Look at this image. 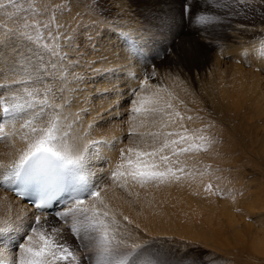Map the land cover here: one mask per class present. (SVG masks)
<instances>
[{
    "label": "rangeland",
    "instance_id": "1",
    "mask_svg": "<svg viewBox=\"0 0 264 264\" xmlns=\"http://www.w3.org/2000/svg\"><path fill=\"white\" fill-rule=\"evenodd\" d=\"M224 1L225 2L230 1L231 3L234 2V0H212L211 2L213 4V7L217 8L218 7L217 5L221 6L222 3H225ZM92 2L94 3L95 0H92ZM99 2H100L99 3L100 13L105 18L112 19L118 16L116 15V12L118 13V11L116 10V8H114L115 6L117 7L118 4H116L112 0H99ZM105 2H107V4ZM165 2H167V0L163 1V3ZM178 2H179L178 3L179 6L182 8L181 9L182 18L184 17L183 20L188 22L189 20L187 19L188 15L185 12V7L186 5L189 4L190 0H178ZM198 2L201 3L202 1L198 0ZM113 5L115 6L112 7ZM257 6L258 9L255 8L256 10L254 9L253 12L251 11L252 14L244 15V17L242 18L232 15L230 16V13L228 11L226 12L225 10L214 9L215 15L213 14L214 16L213 15L210 16L209 22L207 21L208 24L209 23L223 24V22H225L226 20L227 21L230 20L235 23H247V21H249L247 23L248 26L251 25L252 27H254V29L257 30V32L250 33V31H244L243 33H238L239 37L237 36V33H235V35H231L229 33V35L226 38H221L220 36H217L210 39V37L208 36L207 39H204L202 38V36H200L198 39L199 40L198 45H201L205 48L202 49L204 51H207L208 56H207L206 65L200 71L199 69H197L195 71L196 74L195 72L188 74L187 71H183V66L181 61L182 60L181 56H183V54L179 51L180 50L179 46L177 48L178 43H176L175 45L174 39L172 41L171 40L172 38L171 37L169 38L170 36V34H168L169 32L163 31L162 34L157 31L156 33L155 32H152V34L149 33L148 36L150 37L153 35L152 36L153 39L148 38V36H146L147 40L143 41V44L145 42L144 45L150 43L147 46V48H145L147 50H144L143 44L141 45L142 47L139 46L140 48H138L136 41H134L135 38L128 35V40L133 45V46L131 45V48L134 49L136 47L139 50L141 49V53L142 54L145 53L147 56H143L140 52H138L139 53L138 55L137 51H134L138 56L140 57L142 56L141 57L142 62H145L143 65L142 64L140 65L141 67L139 66V68H137V70L143 69L142 71L139 70L141 73H143V76L140 72H139L140 74L137 73L138 71L136 69L134 70V72L132 71L131 74L133 76L130 77V79L134 81L133 82L134 84L130 86L132 88V91L131 88L129 87L131 94L130 96H128L130 98H128V100L126 101V106L128 105L129 107L127 106L128 108L124 109V114L122 118L121 116H118L117 118L111 120V122L114 121L113 122L114 125L116 124L118 125L119 121L121 127L123 123L124 125L128 124L127 126H129V123H132L133 120L132 116L135 113L131 111L130 104L132 101L133 89L137 87H141V90L144 91L146 90V92L144 91L143 92L149 94V96L153 92L155 93V91L157 94L160 93L161 95L159 94L158 96L159 97L161 96L160 98H162V101L167 100L166 102H169L172 106L171 108H167V109L165 108L167 112H171L173 109H176L178 110V112L179 111L181 112V107L185 102L182 98H178V97H181L180 96L181 90L183 91V88L181 87L183 84H185L184 86L187 85V88L190 90V93L193 95L189 97L188 102H186L185 105V108L188 107V111L190 113L186 116V119L188 120L190 119V122H192L193 124H200L199 126H194L193 133L187 132L189 135L187 133L186 135L192 136L193 140L196 139L195 140L196 144H198L200 141L197 136L199 137L201 136L202 134L201 129H204L207 135L209 137H212V135L207 131L208 127L210 128V126L209 125L205 126L203 124L204 121L207 122V124H211V125L216 124L222 127L224 130H228V132L232 134L235 140H232V144H230L231 150L229 152L224 153V155L218 153L219 152L218 148L211 147L213 143L210 145L209 149L215 151V153L212 152L213 157L221 158L222 160L217 166L211 165L209 163L211 162L210 159H208L207 165L204 167L202 172L186 171L185 169L180 171L179 170L180 167H178L177 165L173 166L174 171L176 170V173L180 174V176L183 174L184 177H186V178H184L183 176L180 177L177 174L180 178L182 179L184 178L186 181L189 180L187 181V183L189 182V184L187 185L194 187L202 186V188L205 187L203 189L207 193V198H209L208 200H210L208 201L206 199V202L208 204L207 206L209 208L205 212V221H206L205 233H208V235L205 233L201 234V232H199L196 234L197 235L196 237L195 235L181 236L178 234H170V235L154 234L145 231L144 229L143 230L140 229V231L138 230L136 231L137 228L135 227L136 225L134 223H131L130 227L128 228L129 226L128 221L124 222V219L120 218L118 220L121 225V232L115 234V241H120L123 239V242L127 244H131L135 237H142L146 241L145 243L141 244L137 249L133 250L132 253L129 256H127V258L124 260L123 264H188V261L186 260L188 256L197 257L199 264H236L237 263L236 259H239V261L242 263L250 262V260L252 259L249 260L246 259L247 255H251L255 259L256 258L261 259L262 256L258 255L257 252L255 253L254 249H258L262 252V254H264L263 252L264 232H261L264 230V66H263L264 62L258 63L256 59L253 60V57L250 59L248 56L243 55L242 54L244 53L242 52L243 49L242 51L240 50V52L239 50H237L238 46H240L239 48H249L253 46L256 47L257 45L259 46L258 49L261 50V46L264 45V4L257 3ZM90 16H91V12L89 9V0H17L16 9L9 8L7 13L0 11V32H8L11 30L19 29L25 32L27 35L31 36L33 38L32 42H34L35 46H37V48L42 52L49 53L53 50L66 51L67 49L64 48L61 41V37L63 33L68 30L78 31L80 23L82 21L87 23ZM216 18L217 19L220 18V19L216 20ZM126 30L128 31L129 29ZM140 30L143 31V29L139 27V32ZM86 31H87V27L80 29L81 33L78 34V38H80V35H82ZM232 31L236 32L237 30L236 31L232 30ZM112 32L113 34H117V32L114 31ZM112 32L109 31L110 34ZM135 34L137 33L135 32ZM154 34H156L158 37ZM155 36L159 40L155 38ZM167 38H169L170 40ZM156 40L158 42H156ZM164 40L165 41L169 40V41H167L166 44ZM17 41H18L17 39H13L8 43V45L6 44L5 46L15 45L16 48V45L22 44L20 41L18 42ZM126 41L125 39H123V42L126 43ZM159 42H161L162 45L163 44L165 45L166 50L164 51L162 50L163 52L159 50L158 53L159 55H158L156 51V47ZM5 46L4 45L0 46V57L2 56V54H4L2 52L5 51V53L15 58V52H13V49H7ZM182 46H186L187 49L189 47V50L191 51L192 48L193 51L195 52L198 51L197 45L193 44L192 42H189V44H187L186 41V44ZM235 46L237 49L235 48ZM84 48L86 47L82 44L81 49H83V53H84ZM249 50L246 51L247 55H249L250 54L249 52H251V50L250 51ZM262 50L264 51V49ZM237 51L239 52V54H237ZM95 52H94L95 56H93L92 60L96 59L97 57L103 56L101 54H99V56L96 55L97 50H95ZM174 54H176L177 56L176 55L174 56ZM70 55L75 56V54L73 53H70ZM90 55L91 54L89 50V52L86 54L87 58ZM46 57L47 56H45V59ZM165 57L168 59V61L163 63L162 66L159 65L158 60H160V58H165ZM171 57L172 60H170ZM167 59H165L164 61H166ZM236 60H238V62H236ZM1 62L2 61L0 58V73H1L0 77L4 73V71L2 72L1 66L3 65L1 64ZM84 63H89V62L84 60ZM239 64L240 67H238ZM84 66L85 65L83 66L81 65L82 68ZM166 66L168 67L166 68ZM236 67H238L237 69H239V72L238 73H234L233 71L231 72V70L233 68L236 69ZM17 68H19V71H17L18 73L14 72L13 77L10 76L11 79L13 78L12 80H10L9 77H6L7 78L6 79L4 74H3V78L2 77L0 78L2 80V81L0 80V130H1L0 135L1 136L4 135V137L0 139V143H2L0 144L1 146L0 150L4 149L7 145H9L11 140L14 141L11 137L7 136L8 133L7 130H5L6 126L10 129H12L13 125L14 128H18L19 130L20 128L21 129L24 128L21 127V124L25 122V120L24 121L19 120L18 123V120L13 119V113L11 110L15 107V105L19 104L23 106L22 108L23 110L25 108L24 110L25 113H23L24 112L23 110L22 112L16 113L17 116H20V115L28 114V110L31 111V109H28L27 105L25 104L28 98L32 97L33 100H36L34 101V103L37 108L35 107L36 109L35 108L34 110L32 109L33 112H35V110L37 111L39 107H41V105L39 106L37 102L39 100L44 99L43 84L39 83L32 85L31 84L32 80H30L29 77L26 76V74L23 75L21 74L20 71H24L23 67L18 66ZM85 70L88 71V74L85 75L87 77L90 73L89 72L90 70L89 69H85ZM149 73H153V75L150 76ZM133 77H135V80L133 79ZM142 78L147 79V84L142 85V80H143ZM46 79L49 81L47 82L51 84V80H49L48 78ZM13 80L19 81L20 83H13L12 82ZM241 82H244V84ZM11 83L12 85L10 86ZM155 84L157 85V87H155L156 86ZM238 84L243 85L242 87L241 86L240 87L241 89L245 90V92H242L243 90L241 91L240 89L241 92L239 97L237 98L238 101V105H237L235 96L232 97L231 94H233L234 89L235 92H238L236 88V86L239 87ZM246 86L248 88H246ZM11 88H13V90ZM34 89H39V90L35 92ZM28 92H32L33 95L29 96ZM142 94L143 93L139 94V96ZM142 96H147V95L143 94ZM26 97L28 98L26 99ZM258 99L260 100L261 103H259ZM57 103H59V100ZM6 107L9 109V112L7 113L4 112V109ZM149 107H151V105ZM233 108H235L236 110ZM30 111L29 114H31L32 112ZM58 111L60 113V110ZM143 112L144 115L147 114L149 117H152L148 112L146 111ZM73 115L74 116L72 117V119L75 120L76 117L75 113H73ZM60 117L63 116L60 115ZM34 120L35 119H33V124L39 126V121L37 120L34 121ZM148 120H150V118ZM16 122L18 123V125L17 124L15 125ZM148 123H149V127L151 126L150 132H152V130L153 131L158 130L156 129L152 120L149 121ZM8 125L9 126L12 125V126L9 127ZM126 125L124 127H127ZM16 126H19L20 128ZM174 128H176V126H174L173 128L170 126L169 128H165L163 130L160 129V130L172 131ZM25 129H27L26 130L27 133L30 132V128L28 130V127H25ZM25 129L24 131L20 130L21 134L20 132H18L19 130L17 131V129H15L16 130L15 135L17 134L18 138L20 139V142L23 141V143L24 140L27 139V137H25L27 136L25 134L26 132ZM126 129H128L126 131V134L128 136H131L130 135L132 133L130 132L131 129L130 128H126ZM197 129L198 131L201 132L196 131ZM63 131L66 133L67 127ZM19 134L21 135L20 137H22V139L19 137ZM22 134L24 135L25 138L22 136ZM5 137L11 138V140H9L8 142V138L6 139ZM130 138L133 139V137ZM25 141L28 142V140ZM221 141L222 142L220 143L225 142L224 140ZM122 148L123 146L120 149L122 150ZM199 154L201 153H196L194 156H197ZM118 158L120 160L119 154L116 153L115 157L112 159L111 165L109 166V168H107L108 170L105 172L106 175L102 174L101 177L105 176L107 179L109 176L111 179H113L112 174L115 171L116 166L120 162ZM112 166L114 168H112ZM189 172L191 174H189ZM186 174L189 177H187ZM194 176L197 177L195 178ZM202 177L204 178L203 180L204 182L202 181L203 179ZM110 178L109 180H111ZM199 178L202 179L199 181ZM205 179L208 181L206 182ZM198 182L199 184L196 186L195 184H197ZM122 196L123 193L121 192V198ZM221 201L222 203H220ZM223 202L226 203V205H224L226 206L225 208H223L224 206L221 205L223 204ZM220 206L222 207L221 209ZM211 208L214 210L212 211ZM191 209H194V204L191 206ZM232 210H234L235 212L233 211L234 212L233 213ZM38 214L41 216V218L45 217L46 215V214L44 215V213L40 210L37 212L36 215ZM231 214L232 217H230ZM206 218L209 219L207 220ZM2 222L5 223V225L7 223L4 219L2 220ZM62 223L65 222L63 221ZM217 223L218 225H216ZM1 224L2 223L0 219V227H3L1 226ZM9 224H11L12 226L14 225L13 222ZM32 224L29 223V225H25L24 228L25 230L24 229L19 230L18 233L19 236H17V238L16 237L14 238L13 236L14 239L11 241L13 242L12 245H9L5 249L8 250L12 246H16L18 252L19 244L20 242L22 243L23 235L25 234L24 231H27ZM69 224H71V222ZM64 225L66 226V224ZM207 225L208 227L209 226L210 227L208 228ZM132 226L135 227L134 229L135 231L132 229ZM69 227H71V225H67L68 230L70 229ZM129 233H131V235H129ZM200 234L202 237H200ZM124 235H126L127 237H125ZM188 242L192 244H189ZM90 243L92 242L91 241L86 243L84 242L83 244L85 245ZM78 244L80 246L78 245L77 247L74 248L77 250V254L81 261V264H95V255H94L95 250L85 248L84 245L81 244L80 242H78ZM260 246L262 250L259 249ZM17 252L15 253L16 255H14L16 258L19 255Z\"/></svg>",
    "mask_w": 264,
    "mask_h": 264
},
{
    "label": "bare ground",
    "instance_id": "2",
    "mask_svg": "<svg viewBox=\"0 0 264 264\" xmlns=\"http://www.w3.org/2000/svg\"><path fill=\"white\" fill-rule=\"evenodd\" d=\"M112 1L115 2L116 4H118L117 7L115 5H113L112 7L115 6L114 8H116V10L118 11V13L116 12V15L121 16V18L124 19L120 22L128 26L125 28V31L130 33L129 35L132 36L133 38H135L134 41H136L138 48H140L139 46H141L143 44L144 40H147L146 36H148L149 33H151V34H152V32L156 33V31L160 32L161 34L163 31L169 32L168 33V34H170L169 38L171 37L172 41L174 39L175 45H176V43H178L177 48L179 46L180 50L179 49L178 50L183 54V56H181L183 71H187L188 74L195 72L197 69H199V71H200L206 65L207 56H208L207 51H204L202 49V48H204L203 46L198 45V43H199L198 39L200 36H202V33H204L205 37L209 36L211 39V38L217 37V36H220L221 38H226L229 35V33L231 35H235V33H237V36H238L239 35L238 33H243L244 31H250V33L251 32H257V30L254 29V27H252L251 25L248 26L247 23L249 21H247V23H235V22H232L230 20H228V21L226 20L225 22H223V24H221V23H217V24H210L209 23L208 24L207 21L209 22L210 16L213 15L215 12L214 9L225 10L226 12L228 11L230 13V16L232 15V16H237L239 18L240 17L242 18V17H244V15L252 14L251 11L253 12L254 9L258 7L257 3L264 4L263 2H261V0H244V2H241V0H234L233 3H231L230 1L229 2L224 1L225 3H222L221 6L217 5V3H216V5L218 7L214 8L213 4L211 2L212 0H200V1H202L201 3H199L198 0H190L191 10L187 11V12L185 11L188 15L187 19L189 20L188 22H186L183 20L184 17L182 18V13H181L182 8L179 6L178 0H167V2H165V3H163V1H166V0H112ZM105 3L107 4V2H105ZM198 14L204 15L206 17V20L203 24L196 26L194 24V20ZM218 15H220V14H218ZM218 19H220V18H218ZM218 19L216 18V20H218ZM136 27H138V28H136ZM139 27L141 29H143V31L140 30V32H139ZM126 29H129V30L127 31ZM232 30H235V31L237 30L238 32L237 31L234 32ZM135 32L137 34H135ZM154 35H156V34H154ZM152 36H150V37L148 36V38L153 39ZM156 36H155V38L158 37V36L157 37ZM163 36H165V35H163ZM169 38H167V39H169ZM123 39H125V41L127 40L126 43L123 42ZM169 40H167V41H169ZM167 41H165L166 44H167ZM186 41H187V44H189V42H192L193 44L197 45L198 51L197 52L193 51L192 47H191L192 48V51H191V50H189V47L187 49L186 46H182V45L186 44ZM156 42H158V41L156 40ZM161 42H159L160 44L158 43V45L156 47L157 54L159 53V50L160 51L166 50L165 45L164 44L162 45ZM144 44H145V42H144ZM144 44H143L144 50H147L145 48H147V46L150 43L147 45H144ZM131 45L132 44L129 42L128 37L121 36L119 33L113 34V32H112L110 34L109 31L105 30V32L102 33L101 38L99 40V49L97 50V54H96L98 56H99V54H101V55H103L102 57H97L96 59L92 60V58H93V56H95L94 54L96 52L94 51L95 52L94 53V52H92V50H90L91 55L88 56V58H87L86 54L89 52V49L84 48V53H86V54L83 53V63H81V65L82 66L85 65V66L83 68L81 67V65L79 67H75L73 69L75 76H73L72 74H65L63 76V79H62V85L61 84L56 85V87H60V86L63 87V92L59 93L58 98H57L59 100V103L63 105L62 109H60V113H61L60 115H62L63 117H59L62 132H64L63 130L67 127L66 134L67 135L69 134L68 135V137L70 138L69 143L72 144L73 152H81L83 150V148L85 147V145L87 146V152L85 153L86 162H85V166H84V175H85L86 181L89 183L88 191L90 192L92 190V188L98 187L99 185H104V190L101 192V198L104 199L105 203L109 204L110 208L114 210V212L117 214V219H120V218H123L124 216H127L128 219L131 221V223H134L135 225L140 226L138 229H136V231L137 230L140 231V229H142V230L144 229L145 231H148V232H151L154 234H168V235L178 234L181 236L182 235H187V236H194L195 235L197 237V235H196L197 233H199V232H201V234L205 233V228H206V226H205V222H206L205 221V212L209 208L207 206L208 204L206 202V199L208 200L209 198H207V193L203 189L205 187H203V188H202V186L198 187L197 185L199 184V182L197 184H195L197 187L187 185V184H189V182L187 183V181H189V180L186 181L184 179L186 177H184L183 174L181 176L184 177L183 178L184 180L182 178H180L179 180L172 179V180L164 182V183L149 182L148 184H146L144 186H141L137 182L127 180L126 178L125 179L117 178L114 181L109 176L107 179L105 176H103L104 178L101 177L102 174H105V172L108 170L107 168H109V166L111 165L112 159L115 157L116 153H118L120 156V160L118 158V160L120 161L119 163L123 162V155L124 154L122 153V150L120 148L123 146L122 149H126L128 146H130L131 141H132V139L130 138L132 136H128L126 134V131L128 130L126 128H130L131 129L130 132H132V127H133V125H135V131L137 134L148 133L151 131V126L149 127L148 122L151 120L153 122V117H149L147 114L144 115L143 111H141L139 113H135L132 116L133 120L131 119L132 123H129V126H127L128 124L127 125L125 124L127 127H124L125 125L123 123L124 126L122 125V127H124V128H122L119 124L120 121L119 122L117 121L118 125L117 124L114 125V123H113L114 121L111 122V120H113L114 118H117L118 116H121V118H122L123 114H124V109H127L129 107L128 105H127L128 107L126 106V101L128 100V98H130L128 96H130L131 91H132V88L130 86H132L134 84L133 83L134 81L130 79V77L133 76L131 73H132V71L134 72L135 69L137 70V68H139V66L141 64L143 65L145 63V62H142V59H141L142 56L141 57L138 56L139 55L138 52L141 53V49L139 50L136 47H135L136 49L135 48L132 49ZM154 45H155V43H154ZM257 46L256 47L253 46V47H249V48H239L240 46H238V49L235 46V48L237 50H239V52H240V50L242 51V49H243V51H242V52H244V53H242L243 55L248 56L250 59L253 57V60L256 59L258 61V63H262V62H264V59H263L264 58V51L262 50V49H264V45L261 46V50H259L258 49L259 46L258 47ZM5 47L7 49H13V52H16L18 49H22L23 45L22 44L16 45V48H15V45H10V46H5ZM151 48H149V49H151ZM36 49L39 50L37 48V46H36ZM249 49L251 50V52H249L251 55L249 53H248L249 55L246 54L247 53L246 51ZM231 50H232V48H231ZM82 51H83V49H82ZM134 51H137L138 55ZM153 51H154V49H153ZM99 52H101V53H99ZM239 52L237 51V54H239ZM2 53H4L0 57L1 61H2L1 64L3 65V66H1L2 72L4 71L3 74H4L5 78L6 77L10 78V76L13 77V73L14 72L18 73L17 71H19V68H17L18 66L14 68L15 58L11 57V55L5 53V51ZM73 54H75V53H73ZM176 54H178V53H176ZM176 54H174V56ZM142 55L147 56L145 53H143ZM48 58L49 57L47 56L46 60ZM165 59H167V58L166 57L160 58V60H158V64L162 66L163 63L168 61V59L166 61H164ZM84 60L88 61L89 63H84ZM170 60H172V57ZM217 62H219V61H217ZM236 62H238V60H236ZM89 65H91V67H89ZM263 66H264V64H263ZM167 67L168 66H166V68ZM238 67H240V64ZM238 67H236V69L233 68L231 70V72L233 71L234 73H238L239 72V69H237ZM85 69H89L90 70L89 72L92 74L89 73V75L86 77L85 75L88 74V71H86ZM117 69H120V70L114 71ZM139 70L140 69L137 70L138 71L137 73H139L143 69L140 71ZM20 72L22 75L26 74V76L29 77V72H26V71H20ZM220 72H222V71H220ZM3 74L1 76L2 78H3ZM141 74L143 76V73H141ZM195 74H196V72H195ZM219 74H221V73H219ZM240 74H242V73H240ZM138 76H140V75H138ZM76 77H78L79 79H77ZM12 79L10 78V80H12ZM137 81H138V79H137ZM1 83H3V82H1ZM6 83H7V81H6ZM241 83L244 84V82H241ZM31 84L35 85V84H39V83H36L32 80ZM152 84H153V82H152ZM3 85H5V84H3ZM11 85H12V83L10 84V86ZM184 85L185 84H183L181 87V88H183V91L181 90V95H180L181 97H178V98H182L185 102V103L183 102L184 104L181 107V112L180 111L178 112V110L173 109L170 113H173V114L175 112L180 113V115L178 117L173 116V118L176 119V121H177L176 127H178L179 124H183V128L179 129L180 131H185V129H186V133L187 132L193 133L194 126H199L200 124H193L192 122H190V119L189 120L186 119V116L190 113L188 111V107L185 108V105H186V102H188V99L192 94L190 93V90L187 88V85L186 86H184ZM238 85H239V87L236 86L238 92H235V89H234L233 94H231L232 97L235 96V100H236L237 105H238L237 98L239 97L240 92L243 90V89H241V87L243 85L242 84H238ZM129 87L131 88V91L129 90ZM155 87H157V85ZM175 88H177V87H175ZM246 88H248V87L246 86ZM11 89L13 90V88H11ZM240 89H241V91H240ZM54 90H55V88H54ZM173 90H174V88H173ZM40 91H42V90H40ZM143 91L144 90H141L139 92V94L143 93V94L149 96V94L144 93V92H146V90L144 92ZM147 91H148V89H147ZM242 92H245V90H243ZM155 93H156V91H155ZM152 94H150V95H152ZM165 94H167V93H165ZM170 94H171V92H170ZM142 95H140V96L143 97ZM168 96H170V95H168ZM12 98H14V97H12ZM27 98L28 97H26V99ZM58 100L56 102H58ZM34 101H36V100H33V98L30 97V98H28V100L25 104L28 105V103H30V102L35 104ZM165 101H167V100H165ZM258 101H259V103H261L259 99H258ZM13 103H15V102H13ZM259 106H261V105H259ZM24 107H26V106H24ZM174 107H176V106H174ZM22 108H23V106H22ZM165 108L167 109V107H165ZM233 109H235V108H233ZM22 110L19 112H22ZM24 110H25V108H24ZM29 111L30 110H28V114H29ZM31 111H32V109H31ZM23 113H25V111ZM73 113H75V115H76L75 120L72 119V117L74 116ZM9 118H10V115H9ZM147 118L148 119L150 118V120H148ZM9 121H11V120H9ZM22 121H24V120H22ZM22 121H21V123H22ZM34 121H36V120H34ZM25 122H26V120H25ZM25 122H23V123H25ZM121 122H122V120H121ZM18 123H19V120H18ZM18 123L16 122L15 125L16 124L18 125ZM36 124H38V123H36ZM203 124L205 126H208V125L210 126V128L208 127L207 131L212 135V137H209L204 129H201V128H198V129L202 130L201 136H205V137L214 139L215 142L212 144L211 147L218 148V150H219L218 153H220L221 155H224V153L229 152L231 150L230 144H232V140H235V138L232 136V134H230L228 132V130H224L219 125L207 124V122H204V121H203ZM151 125H152V123H151ZM11 126L12 125H10L9 127H11ZM19 126H16V127H19ZM155 127H156V129H159L158 124H156ZM171 127L173 128L174 126H171ZM15 129H17V131L19 130L18 128H14V125H13L12 129H10L6 126L5 130H7V133H8L7 136L11 137L14 141H12L11 138L7 137L8 142H9V140H11V141H10L9 145H7V146L5 145L6 147L4 149L0 150V163H10L12 160L18 159V156L22 153V151L26 150L27 141H25V140H27V139L24 140V143H23V141L20 142L18 135L17 134L15 135V133H16ZM24 129H25V127L23 129L20 128V130H23V131H24ZM198 129L196 131H198ZM20 130L18 132H20ZM26 130L27 129H25V131ZM28 130H29V128H28ZM198 132H201V131H198ZM20 134H21V132H20ZM20 134H19V137L21 136ZM25 134H27V131L25 132ZM22 136L24 137L23 134H22ZM3 137H4V135L3 136L0 135V139ZM25 137H27V136H25ZM197 137L199 138V136H197ZM20 138L22 139V137H20ZM220 139L224 140L225 142L220 143V142H222ZM195 140H194V142H195ZM4 141H5V139H4ZM6 143H7V141H6ZM6 143H3V144H6ZM0 144H2V143H0ZM210 145L211 144H208L204 141H199L196 148H194L192 151H190L188 153L182 154L179 157V159L183 162V165H182L183 169H185L186 171L202 172L204 167L207 165L208 159L211 160V162H209L211 165L217 166L220 163V161H222V160H221V158H214L213 157L212 152L215 153V151L209 149ZM204 151H206V152H204ZM196 153H201V154L194 156ZM114 160H113V162H114ZM113 166H112V168H114ZM177 166L181 167L180 165H177ZM176 174H178V173H176ZM189 174H191V173L189 172ZM199 174H201V173H199ZM5 175H6L5 170L0 169V185H2V186H0V219H1V223L3 224V225L1 224V226L4 227V225H5V223L2 222V220L4 219L7 222L5 226H7V224L13 222L14 223L13 228L21 230V229L25 228V225H29V223H31V224L34 223L35 216L39 210H37L34 207V205H32L31 203L27 202L26 200L22 199L20 196H17L13 193L10 186L16 179L14 177H9L6 180ZM178 175L180 176V174H178ZM186 176L189 177L187 174H186ZM109 178L111 180H109ZM201 179L199 178V181ZM67 180H68L69 186H72L74 184V177L71 174L68 175ZM203 180H204V178L202 179V181ZM207 181L208 180H206V182ZM121 192L123 193L122 198H121ZM75 194L76 195H86L87 193L77 192ZM72 195H73V192L69 191V192L62 193L61 195L56 197L53 205L48 210L42 211L44 213V215L46 214L45 217H47V223L45 221V217H42L41 218V224H45V226L49 229L52 226L61 227L63 229V235L61 236V239H67L69 244L74 248V247H77L79 245L78 242L83 244L84 242L86 243V242H90V241L78 239V238L73 236V234L67 229V225H71V224H69L71 222L70 220H66V221H64L65 223H62L60 221H57V219L55 218L56 212L64 209L65 205L70 203L69 199L71 198ZM208 201H210V200H208ZM220 203H222V201ZM193 204H194V209H191V206ZM221 205L224 206V205H226V203L223 202V204H221ZM225 207L226 206H224L223 208H225ZM214 208H215V206H214ZM221 208L222 207L220 206V209ZM211 210L213 211L214 209L211 208ZM230 211H231V209H230ZM233 211L234 210H232V212ZM232 214L230 217H232ZM219 216H220V214H219ZM217 217H218V215H217ZM237 218H238V216H237ZM234 219H235V217H234ZM120 221H122V220H120ZM124 222H127V221L124 220ZM124 222H122V223H124ZM231 222H232V219H231ZM131 223L129 224L128 228L130 227ZM220 223H221V221H220ZM64 224H66V226ZM216 225H218V223ZM135 227L132 226V229L134 230ZM207 227H208V225H207ZM211 228H212V225H211ZM125 230H127V229H125ZM262 230H263V228H262ZM212 231H213V228H212ZM261 232H264V230ZM18 233H19V231L14 235V238L15 237L17 238V236H19ZM201 234H200V237H202ZM205 234L208 235V233H205ZM209 235H210V233H209ZM261 235H262V233H261ZM124 236L127 237L126 235H124ZM119 238H121V237H119ZM12 243L13 242H11L10 245H12ZM14 244H16V243H14ZM259 249H261V246ZM254 250H255V253L257 252L258 255L262 256L261 259H258V258L255 259L251 255H247L246 259H248V260L252 259L253 261L250 260V262L245 261L246 263H242L239 261V259H236L234 257L236 259V262H237L236 264H240V263L241 264H264V258H263L264 254H262V252L258 249H254ZM263 250H264V248H263ZM16 252H17L16 246H12L8 250L4 249L3 254L0 255V264H13L14 260L16 259V257L14 256V255H16L15 254ZM181 257H182V255H181Z\"/></svg>",
    "mask_w": 264,
    "mask_h": 264
},
{
    "label": "snow or ice",
    "instance_id": "3",
    "mask_svg": "<svg viewBox=\"0 0 264 264\" xmlns=\"http://www.w3.org/2000/svg\"><path fill=\"white\" fill-rule=\"evenodd\" d=\"M9 8L16 9L17 0H0V11L7 13ZM89 9L91 16L87 23L82 21L78 31L68 30L63 33L61 41L66 51L53 50L49 53L39 51L32 42L33 38L19 29L0 32V46L8 44L13 39H17L24 45L22 49L15 52L14 68L23 67L24 71L29 72L30 80L43 84L44 91V99L37 102L41 107L30 116L29 114L16 115L22 110L19 104L11 110L13 119L26 120L21 127L30 128V132L26 134L28 140L26 150L22 151L18 159L10 163H0V169L5 170L6 180L14 177L26 186L38 189V199L33 204L40 211L48 210L54 199L62 193L73 192L69 199L70 203L56 212L57 221L70 220L69 231L73 236L92 242L85 244L84 247L95 250V264H123L127 256L146 241L142 237H135L131 244L124 243L123 240L115 241V234L121 232L117 214L101 198L104 185L88 191L89 183L84 175L87 146L85 145L81 152H73L72 144L69 143L70 138L62 132L59 119L58 110L62 109L63 105L56 102L58 94L63 92V87H56V85H62L65 74L75 76L73 69L83 62L81 44L95 51L99 49V40L105 30L115 31L124 37L129 35L124 31L128 26L120 22L124 19L119 16L108 19L100 13L99 0H95L94 3L89 0ZM190 10L191 3L189 2L185 11ZM205 20L204 15L198 14L194 24L196 26L203 24ZM85 27L88 30L78 38L80 29ZM202 38L207 39L204 33H202ZM70 53H75V56ZM45 56L49 58L46 60ZM46 78L51 80V84ZM13 83H19V81L13 80ZM145 84H147V79L142 80V85ZM38 90L34 89V91ZM140 91L141 87L133 89L131 111L133 113L148 112L153 117V124H158L159 129L137 134L135 125H133L130 134L133 139L130 146L122 149L123 162L116 166L112 178L114 181L117 178H126L141 186L149 182L164 183L172 179L179 180L180 177L174 171L173 166L180 165L179 170L182 171L183 162L179 157L192 151L197 144L193 137L186 135V131L179 130L183 128V124H179L172 131L160 130L176 126L177 121L173 116L178 117L180 114L167 112L165 106L167 108L172 106L162 101L158 94L153 93L150 96L141 97L138 95ZM28 95L32 96L33 93L28 92ZM27 107L34 109L36 105L30 102ZM4 112H9V109L6 107ZM33 119L39 121V126L33 124ZM199 140L208 144L215 142L214 139L205 136H200ZM69 174L74 177L72 186H69L67 180ZM77 192L87 194L76 195ZM16 194L19 195V193ZM123 219L131 223L127 216ZM45 221L47 223V217ZM139 227L136 225L137 229ZM18 231L11 224L0 227V255L10 245L13 236ZM24 233L17 252L19 255L13 264H81L77 250L69 244L67 239H61L63 229L57 226L47 228L45 224H41L40 215L35 216L34 223ZM186 260L188 264H199L198 258L194 256H188Z\"/></svg>",
    "mask_w": 264,
    "mask_h": 264
}]
</instances>
